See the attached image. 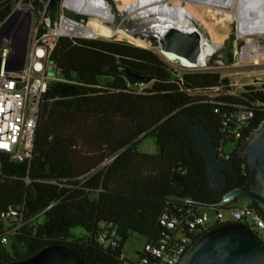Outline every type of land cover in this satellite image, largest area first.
Masks as SVG:
<instances>
[{
	"label": "trees",
	"instance_id": "1",
	"mask_svg": "<svg viewBox=\"0 0 264 264\" xmlns=\"http://www.w3.org/2000/svg\"><path fill=\"white\" fill-rule=\"evenodd\" d=\"M19 1L0 0V27ZM23 1L43 13L40 0ZM61 1H51L47 16L54 18ZM249 1L239 3L244 34L255 33ZM51 61L61 81L51 83L44 97L31 161L1 158L0 264L53 245L73 248L84 264H123L132 234L147 243L169 235L159 224L164 210H205L230 192L251 188L249 167L236 158L237 173L227 174L229 191L212 192L188 126L199 118L214 144L233 143L239 154L264 122V82L232 93L231 81L219 72L177 71L157 53L116 40L61 38ZM132 75L152 83L142 87ZM215 90L217 98L207 96ZM238 106L255 114L239 145L222 133L224 117ZM149 136L155 138L154 155L138 151ZM249 205L261 212L255 201ZM9 207L21 213L20 221L1 219ZM78 228L85 234L75 237ZM104 228L110 236L101 244Z\"/></svg>",
	"mask_w": 264,
	"mask_h": 264
},
{
	"label": "built area",
	"instance_id": "2",
	"mask_svg": "<svg viewBox=\"0 0 264 264\" xmlns=\"http://www.w3.org/2000/svg\"><path fill=\"white\" fill-rule=\"evenodd\" d=\"M51 1L43 2V13L39 12L42 15L40 20L34 21L28 18L19 20V30L28 23L32 38L25 39L18 30H15L0 40V167L3 156H8L16 163L29 162L33 157L44 97L51 83L61 81L58 68L51 61L52 53L61 38L111 41L113 37L120 35L124 39L120 41L153 51L177 71L192 73L213 69L212 63L220 58L226 48L224 43L214 39L220 35L215 31L208 35L202 24L197 23L196 17L187 9L191 5L199 6L206 8L207 13L210 14L211 8L198 0H159L144 5L142 10H136L134 6L138 4L139 0H137L136 3L123 8V20L116 30L113 26L116 14L112 10L114 18L102 19L88 11H81L78 8L79 0H62L52 18L47 16ZM181 12H184L191 22L187 30L181 31H197L201 36L199 56L191 65L179 60H169L162 53L159 44L160 35L170 27H159L156 20L166 17L173 20ZM93 21L109 29L110 35H96L91 26ZM238 33L237 41H234L236 52L228 66L237 67L247 61L254 64L264 61V33ZM230 35L229 33L228 36ZM206 51L205 61L199 63L201 54ZM229 86L232 90L237 87L233 82H230ZM254 116V111L249 107L238 106L231 114L224 117L222 133L237 145L241 144L248 123ZM225 146L223 143L219 146L221 158L228 159L232 154H224ZM227 195L218 204L205 210H179L178 214L169 209L164 210L159 224L168 231L169 235L157 243H147L144 251L138 253L139 258L136 262L128 261L123 257V264H180L184 255L202 233L225 224L246 227L264 245L262 213L250 205L236 206L237 199L227 201ZM210 213L215 214L214 219L211 218ZM1 219L4 222H18L22 219V215L17 209L9 207L1 213ZM109 236L110 232L104 228L99 236V242L106 244ZM116 236L115 231L111 233L112 238ZM7 243L8 238L3 236L2 244ZM111 244L116 245L114 241Z\"/></svg>",
	"mask_w": 264,
	"mask_h": 264
},
{
	"label": "water",
	"instance_id": "3",
	"mask_svg": "<svg viewBox=\"0 0 264 264\" xmlns=\"http://www.w3.org/2000/svg\"><path fill=\"white\" fill-rule=\"evenodd\" d=\"M14 13L0 27V32ZM159 44L169 60L191 65L199 56L201 36L197 31L185 32L170 27L160 35ZM132 77L142 86L152 81V78L146 76ZM188 129L197 152L206 162L210 190L219 194L229 191L227 174L237 173L234 159L241 158L249 167L251 188L235 190L227 195L226 200L247 198L255 201L264 214V126L249 137L239 154H232L228 159L221 158L220 147L213 143L210 130L199 118H191ZM6 264H84V261L73 248L53 245L27 259ZM180 264H264V245L246 227L225 224L203 234L190 247Z\"/></svg>",
	"mask_w": 264,
	"mask_h": 264
},
{
	"label": "rangeland",
	"instance_id": "4",
	"mask_svg": "<svg viewBox=\"0 0 264 264\" xmlns=\"http://www.w3.org/2000/svg\"><path fill=\"white\" fill-rule=\"evenodd\" d=\"M44 1L45 0H40L41 4H43ZM136 1L137 0H106L107 5H109L113 13L116 14V21L113 25L114 30H116L122 23L124 11L123 8H125L127 5L136 3ZM239 3L240 0H235L236 14L233 12L220 10L219 14L216 16L211 12L208 14L206 8L203 7H193L191 5L187 8L196 17L197 23L202 24L203 29L208 33V35L213 34L215 31L218 35H220V37L214 38L215 41H220L226 45V48L221 53L220 58H217V60H220V62L217 60L214 61V63H212L214 68L208 71L219 72L223 78H227L236 84L237 87L233 88V92L235 93L240 92L243 87L253 84L255 80L264 82V61H261L259 64H254L247 61L237 67L228 66L229 63L232 62L230 61L229 55H232L233 58L236 52V42L234 41H237V33L240 32V34H244L242 33V28L239 23ZM248 4L254 9L255 12L253 21L255 33H264V0H250ZM13 11L15 12L14 15L0 32V40L13 33L15 30H18V33H21L25 39L32 38V32H30V26L28 27V23L26 24V27H22L19 30V20L21 18H28L29 20L34 21L40 20L42 15L39 13V9L35 8V6L32 4L25 5L24 1L20 0L19 2H15L13 4ZM210 16L213 18L216 17V19H212ZM92 24L91 25L94 28V32H97L98 27L100 31L101 25L98 22L93 21ZM229 33L231 34L230 36H228ZM111 40L120 41L124 39L119 35L113 37ZM58 75L60 74L58 73ZM151 83L152 82L143 87H146ZM207 96L210 98H217L219 96V92L218 90H215L213 92L207 93ZM234 149L235 145L233 143H228L224 147L223 151L224 154L230 155L234 152ZM138 151L145 154H156L157 148L155 144V138L153 136H149L143 140L138 146ZM250 203L251 201L249 199L240 197L236 200L235 204L238 207H245ZM210 215L212 219L215 218L214 213H210ZM225 215L228 217V213ZM72 233L75 237L83 236L85 234L80 228L73 230ZM146 244L147 240L144 237L132 234L123 247V257L128 261L136 262L139 258L138 253L144 251Z\"/></svg>",
	"mask_w": 264,
	"mask_h": 264
},
{
	"label": "bare ground",
	"instance_id": "5",
	"mask_svg": "<svg viewBox=\"0 0 264 264\" xmlns=\"http://www.w3.org/2000/svg\"><path fill=\"white\" fill-rule=\"evenodd\" d=\"M158 1L159 0H139L138 4H136L134 7L136 10H142L144 5H148V4L150 5ZM198 1H201L202 3L210 7L211 8L210 12L213 13V15L215 16L219 14L220 10L233 12L234 14H236L235 0H198ZM78 8L81 11H86V12L88 11L92 14H95L102 19L109 20V19L114 18L110 7L106 3V0H79ZM233 13H232V16H233ZM156 21H158L159 27L161 26L163 28L164 27H176L180 30H187V28L191 26V22L187 18V16L184 14V12H181V14L178 15L173 20L171 18L166 17V18H162L161 20H156ZM100 27H101L100 31H99V27L98 29L96 28L99 35H104V34L110 35L109 29L105 28L102 25ZM206 53L207 51L201 54L199 58V61H200L199 63H202L203 60L205 61Z\"/></svg>",
	"mask_w": 264,
	"mask_h": 264
},
{
	"label": "flooded vegetation",
	"instance_id": "6",
	"mask_svg": "<svg viewBox=\"0 0 264 264\" xmlns=\"http://www.w3.org/2000/svg\"><path fill=\"white\" fill-rule=\"evenodd\" d=\"M232 154H235V153H232Z\"/></svg>",
	"mask_w": 264,
	"mask_h": 264
}]
</instances>
